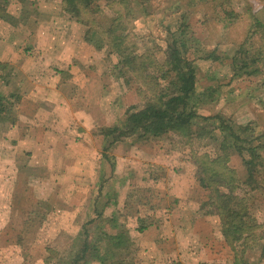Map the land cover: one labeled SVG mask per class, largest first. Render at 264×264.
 Segmentation results:
<instances>
[{
	"label": "rangeland",
	"instance_id": "374dc122",
	"mask_svg": "<svg viewBox=\"0 0 264 264\" xmlns=\"http://www.w3.org/2000/svg\"><path fill=\"white\" fill-rule=\"evenodd\" d=\"M41 1L39 4L45 6ZM51 1L56 5L54 12L68 16L60 0ZM120 1H105L113 12L103 2L100 4L111 17L117 11L123 12ZM127 5L132 16H125L122 21L130 32L128 46L137 54L145 52L146 58L162 67L166 46L174 41L184 51L183 58L192 64L195 84L189 106L198 117L193 120L194 129L189 138L172 133L156 138H141L134 133L117 141L113 136L104 137L103 164L94 174L97 171V178L102 177L100 191L95 199L96 189H92L94 184L90 185L87 215L82 211V215L64 216L69 205L65 200L59 203L65 206L62 215H33L29 206L39 209L54 203L38 190H34V196L25 190L17 205L27 212L11 216L7 226H0V264H44V259L49 260L48 264H69L80 248L83 231L90 239L95 238L99 246L94 254L96 259L89 256L85 264H142L148 257L147 251H143L148 240L135 233L132 240H137V246H133L129 230L134 225L138 229L149 223L160 226L168 212L167 226L171 232L166 231V241L158 243L167 247L148 249L152 258L161 251L157 264H183L175 254L177 249L170 246H175L176 228L178 250H188L185 255L216 250L219 262L235 264L234 251L240 254L243 243L235 242L231 249L225 242L220 217L209 206V195L201 185V160L219 157L224 158L228 168L227 188L219 187L225 191L235 187L238 201L248 208L262 231L259 242L247 247L240 256L241 264H264L259 249L264 237V0H127ZM31 17L35 15L30 13V20ZM77 24L86 31V26ZM101 37L96 33V39ZM97 51L105 58L102 67L117 66V56L109 53L105 41ZM111 70V89L105 93L106 97L112 93V105L109 110L104 105V109L116 119L109 127L123 131L120 126L127 110L142 107L156 83L146 79L145 86L136 76L141 73L121 75L116 69ZM169 81H161L160 85ZM222 122L233 134L226 129L221 133ZM118 156L137 163L129 160L126 169L120 164L116 168ZM173 176L175 186L172 184L171 190L181 188L185 193L178 199L180 203L176 202L174 191L167 195ZM164 178L169 180L168 184L163 182ZM73 208L80 212V208ZM42 221L47 232L37 233ZM65 222L69 225L61 228ZM71 224L74 226L70 227ZM119 233H126V237L116 248L107 237ZM47 245L54 248L47 249Z\"/></svg>",
	"mask_w": 264,
	"mask_h": 264
},
{
	"label": "crops",
	"instance_id": "0c3cea01",
	"mask_svg": "<svg viewBox=\"0 0 264 264\" xmlns=\"http://www.w3.org/2000/svg\"><path fill=\"white\" fill-rule=\"evenodd\" d=\"M39 1L0 0V226H7L11 216L27 212L17 205L25 190L33 196L38 190L54 203L39 209L29 206L33 215H62L65 206H60L61 200L69 204L64 216L82 215V211L87 215L90 185L96 189L95 199L100 191L102 177L97 178V171L94 174L103 164L104 131L116 121L104 109V105L108 110L112 105V93L106 97L105 92L111 89L114 67H102L105 58L86 42L82 26L54 12L52 1H41L45 6ZM30 13L35 15L32 21ZM129 160L134 162L118 156L116 168L120 164L126 169ZM174 180L173 176L166 194L174 191L180 203L178 199L185 193L181 188L171 190ZM169 214L160 226L149 223L142 232L135 225L129 230L131 240L135 233L148 240L143 245L148 257L142 264L160 261L161 251L152 258L148 249L166 246L158 243L166 241V231L171 232ZM40 223L37 233L47 232L43 221ZM174 232L175 246H170L177 249L175 254L183 264H226L219 262L216 250L185 255L188 250H178V228ZM162 253L165 257L164 250Z\"/></svg>",
	"mask_w": 264,
	"mask_h": 264
},
{
	"label": "trees",
	"instance_id": "16d2710c",
	"mask_svg": "<svg viewBox=\"0 0 264 264\" xmlns=\"http://www.w3.org/2000/svg\"><path fill=\"white\" fill-rule=\"evenodd\" d=\"M60 1L64 13L71 20L86 26L85 40L89 45L101 50L102 41H105L109 53L117 56L118 64L114 69L118 71V74L136 75V73H141L136 76L145 86L148 83L146 79L156 83L154 89H150L152 90L151 96L143 101L142 107L138 109L131 107L127 110V117L123 125L120 126L123 131L109 128L104 131V137L113 136L117 141L123 136H130L134 133H138L141 138H156L172 133L189 138L195 126L193 120L198 117L189 106L194 91L195 70L192 64L183 58L184 51L174 41L169 43L166 46L164 64L159 67L157 61L146 58L145 52L137 54L132 46H128L126 42L130 32L122 21L123 17L132 16L127 0H121L119 3L122 5L123 12L117 11L111 17L104 13V7L100 4L103 2L104 6L109 7L113 12L114 9L110 4L105 3L106 0ZM7 18L9 17L7 16ZM96 33L102 36L101 41L96 39ZM157 73H160L161 76L156 75ZM161 81H169V83L161 86ZM221 124L222 127L219 129L221 133L224 129L230 131L224 122ZM230 133L233 134L232 131ZM236 139L238 140V137ZM200 166L203 175L201 185L209 195V206L220 217L221 233L225 242L231 246V249L234 248L235 242L243 243V249L239 251L240 254L236 250L234 251L235 264H241L244 250L260 240L259 236L262 232L260 225L258 221L250 217L248 208L238 201V197L234 194L235 187H232L230 191L219 187L227 188L226 173L228 168L224 158L219 157L212 160L203 158ZM143 229L144 227H140L137 231L142 232ZM82 235L80 248L69 264H85L89 261V256L96 259L94 254L99 246L95 243V238L90 239L91 236L86 231H83ZM125 237L126 233H119L116 237L107 238L112 239L117 248ZM263 240L264 237L259 247L261 257H264ZM106 247L109 251L112 250L110 246ZM48 263L49 260L45 259L44 264Z\"/></svg>",
	"mask_w": 264,
	"mask_h": 264
}]
</instances>
